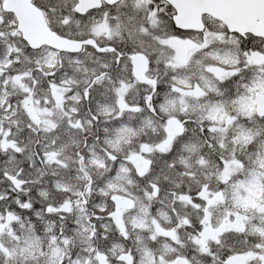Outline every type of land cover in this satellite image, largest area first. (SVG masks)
Wrapping results in <instances>:
<instances>
[{
  "label": "snow or ice",
  "instance_id": "obj_1",
  "mask_svg": "<svg viewBox=\"0 0 264 264\" xmlns=\"http://www.w3.org/2000/svg\"><path fill=\"white\" fill-rule=\"evenodd\" d=\"M0 264H264V0H0Z\"/></svg>",
  "mask_w": 264,
  "mask_h": 264
}]
</instances>
